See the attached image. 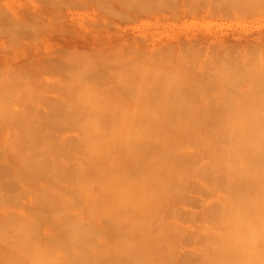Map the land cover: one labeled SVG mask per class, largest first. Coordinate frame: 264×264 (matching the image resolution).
I'll list each match as a JSON object with an SVG mask.
<instances>
[{"label":"rangeland","instance_id":"1","mask_svg":"<svg viewBox=\"0 0 264 264\" xmlns=\"http://www.w3.org/2000/svg\"><path fill=\"white\" fill-rule=\"evenodd\" d=\"M235 1L0 0V116L2 115L0 117V121H2V124H0V255L1 253L3 255L0 257V264H18L19 262V264H30L32 259L34 261L32 264H38L39 261L41 264H48L47 262L50 264H64L69 260L71 263L69 261L66 264H75L78 259L79 263L77 264H82L80 262L85 263L86 260L88 262L92 261L90 264H217L221 259V255L231 250V247L227 245L221 246L223 249L219 250L221 242L218 235L222 232L223 238H225L224 231L226 229L223 226V221H220L221 206L218 205L217 201L213 202V200L215 194L223 193V184L227 183L222 179V176H224L225 170H229V166L223 165V162L229 161L232 163L233 157L231 152L225 155L228 145L225 142H217L216 137L218 134L215 135V133L217 128L221 126L219 125L221 121L224 125L227 124L226 127H229L228 125L232 126V115V118L235 119L233 122H236L241 128L244 123L246 125V121L248 123L250 120L246 115L249 110L242 107L249 106L252 102L256 105L258 100L255 102L254 98V100H250L249 104L248 99L243 101L239 97L245 98L249 94V96L255 97L252 95L253 93L256 96L264 93V88L261 85L264 83V72L261 76V78L263 77L262 79H259V75L255 74L256 72H250L254 62L257 64L262 59L264 60V46L262 47L264 40L255 42H262L260 46L254 43H248L247 46L242 42V45L239 44L240 41L236 43V40L230 39L234 43L232 45L231 43H226L225 46V42L217 44L218 42L211 39L210 43L213 42L214 44L212 43L210 46H208V43L202 44L203 47L200 45L201 43L195 45L194 41L190 43V46L187 41L183 40L182 43L179 41L182 44H180L179 49L176 47L179 42L175 39L186 33L206 34L209 36L220 35L219 37L227 34L231 38L237 37V35H256V31L262 33L264 31V0H251V3L249 2L250 0ZM46 3L56 7L47 9V6L46 9L42 8L43 10L45 9L43 11L40 8L41 6L44 7ZM171 45L174 46L173 49ZM150 47L155 49L154 54L149 55L150 53L147 50ZM162 49L164 50L161 51ZM157 50L159 52L156 53ZM168 50L169 52H167ZM222 61L228 62L225 64ZM262 61L261 63L264 66ZM215 62L218 65L214 66ZM262 65L257 64V67ZM246 68L249 69L247 70ZM200 69H203V71ZM256 69L255 71H258ZM246 70L249 72L248 74ZM103 80H111L112 82H108L114 86L120 83L121 87L123 86L122 82L126 81L127 85L124 86L132 88L131 90L125 88L126 91L122 88V90L124 89L123 93L121 88L119 89L117 86L122 93L120 94L119 92L118 94L117 87H114V90L108 88L110 86L109 83L104 81L108 84L105 87ZM115 80H119L117 84H115L117 82ZM121 80L122 82H120ZM146 82L147 87L145 86ZM224 83H226V87L221 91L220 89L225 86ZM220 84L223 85L220 87ZM258 84L259 87L261 85V91L256 90ZM152 85L156 89L159 88V91L163 88L164 91L160 92L162 94L158 92L159 95L154 88L150 92ZM203 87H206V89H202ZM208 87L211 88V91ZM133 88L135 89L133 90ZM249 88L256 89L251 90L247 94ZM103 89L108 91H105L106 93H111L112 98L110 94L105 95L106 93L102 92ZM136 90L137 94L135 96L134 94L132 95L131 93ZM169 90H171V93ZM96 91L98 93L102 92L104 94L102 95L105 98L107 97V100L119 98V103L121 102L124 108L119 107V105L118 107L115 105L116 108H114V104L111 103L112 100L110 99L113 109L105 107L106 113L100 117L97 121L98 124L89 132L95 134L104 132L103 134L109 135L110 133L111 135L109 138L108 135H101L103 137L100 138V142H106L105 144L107 145H104L105 149L100 142L97 145L104 149V154L102 158H98L95 155L96 160L92 163L93 167L90 168L86 163L85 170L83 166L79 165L82 161L80 160L79 162L77 156L79 153V157L82 155V159H84L83 157L86 154L83 155L82 153L86 152L85 150L82 152V149L86 147V144L83 145V147L85 146L84 148H80L82 146L76 140V134L78 133H76V129L86 126L88 117L98 108H101L97 105L94 98L98 99L102 95L99 93V96H97ZM190 91H193V95L198 93L195 95L199 96V98L194 96V99L191 94H188ZM125 92L127 96H123ZM141 93L144 94L143 98L145 99L143 101L140 97L142 103L138 102L140 101L139 98L137 99ZM153 93L154 95L156 93L159 97L154 96ZM174 94L176 95L174 96ZM119 95H122V97ZM162 96L166 97L167 100ZM170 96H174V100ZM259 96L256 98L259 99L258 103L261 110L259 109L260 107L257 109L259 104L256 107L252 104V110L254 112V109H257V112L255 111L257 115L253 112L255 116L247 113L253 119L258 117L259 120L264 121V116L262 118V115H264V102L262 103L263 105L260 103L264 95L261 101V96L260 98ZM190 97L192 98L191 100ZM187 98L188 102L186 103ZM170 99L172 100L170 101ZM226 99H229V101ZM135 100L140 105L148 100L147 103H144L147 104L144 105L147 107L140 109L142 105L136 104ZM162 100H165V103ZM221 100H223V104ZM99 101H103V105L104 99H99ZM160 101L161 105L159 104ZM133 102L137 105V110L140 109L143 115L138 111L139 114L138 112L134 114L138 119L135 117V121L133 117V121H128L127 117L130 119V116H132L130 115L131 112L133 114L134 109H136L133 106ZM177 102L179 104H176ZM237 102H239V106ZM185 103L188 105H185ZM209 103L211 104L209 105ZM111 104H108L107 107ZM174 105L184 106V108L175 106L176 116L182 119V122L174 121L177 117L173 116V112H166L167 108L174 109ZM185 106H189L187 107L189 110ZM225 106L234 107V109L227 107L226 111L229 112V115L227 112L226 114L223 113L225 112L223 110ZM240 106L245 115L241 111ZM238 108H240V111H238ZM219 112H221L222 117L217 116ZM230 112H233V114ZM258 112L259 115L262 112V115L258 116ZM38 113L47 118L39 115L41 118L38 117V121L40 119L41 122L36 121L37 119L34 120L35 118L32 116L38 115ZM235 113L236 115H234ZM237 113L241 114L237 115ZM25 114H30L31 122L32 118L36 122L28 124L29 122H26L28 120H25L23 116ZM79 114L84 116L79 117ZM212 114L216 115L213 116ZM112 115L118 120L114 121ZM224 115L225 117H223ZM226 115L228 116L226 117ZM3 116H5L4 120L9 119L5 120L6 123H3ZM209 116L212 121H210ZM215 116L220 120L217 122L218 118H216L215 121L217 123L212 118ZM119 117H121V122H118ZM143 117H152L154 124L148 125L149 120L142 122L144 121ZM15 118L17 121H13ZM43 118L44 121L42 120ZM188 118L191 120L189 119L188 121ZM197 118L198 120L201 119L198 124ZM221 118L224 120H221ZM172 119L173 123H170L171 121L169 123L172 126L174 125L172 129L175 128V130V126H180L178 131L173 132L172 126L168 124L167 121ZM192 119H194V123L191 122ZM203 119H205L204 123L202 122ZM253 119H251L252 123L249 121L251 125H255L257 123L254 122H258L260 124L257 127L262 126L263 121L260 122L258 119L254 121ZM21 120H24L25 123H22ZM223 124L222 126H224ZM249 125L248 127L251 126ZM243 128L241 131L244 132L246 129ZM159 129H164L165 132L163 130L159 133ZM141 130H143V133H137V131ZM174 135L178 137L175 143L170 139ZM214 135L215 137H213ZM143 136H146L148 140L140 141V137ZM62 137L64 141L66 140L65 138L70 139L72 137L73 142L71 143L75 141L74 144L78 143L77 147L72 146L74 144L70 143L71 139L69 141L66 140L70 143L71 148L67 145L69 143L62 145ZM126 137H133L134 141L129 146V150L124 153L126 145L121 139ZM60 138L62 139L60 140ZM81 141L84 143L88 142L83 139ZM112 141H114V144H112ZM142 142L155 144L156 147L158 144H163L170 148V152L168 155L161 152V156H158L159 152L155 154L157 150L155 152L150 151L151 154L149 156L142 158L141 153L144 149L142 148ZM61 145V150L65 147L64 145H66L65 148H70V150L66 149L67 153L63 152L65 148L61 151L59 148ZM74 147H79L78 151ZM51 148L53 152L56 151V154L59 153L60 156H58L59 154L56 156L54 153L50 155L49 151ZM54 148L57 149L54 150ZM71 149L77 151L75 152L76 155ZM58 150L60 151L57 152ZM179 150L188 151L191 158L189 154L188 156L177 157L175 153ZM62 152L66 155L63 156ZM68 152L73 156L71 154L70 156ZM53 154L55 157L52 156ZM67 155L69 158H66ZM119 155L122 158L119 159ZM44 157H46V160ZM48 157L52 158L49 159ZM71 157H75L78 162ZM216 157L218 160L214 159ZM51 160L54 162L52 163ZM49 161H51L53 168L50 166ZM68 162L69 164H67ZM187 162L188 165L186 164ZM62 163L63 165L66 164L67 168L64 166L62 168ZM55 167L57 169H54ZM59 168L61 169L59 170ZM79 168L80 172L78 171ZM188 169H191V172ZM183 171H185L184 174ZM143 175L147 177L156 175L153 182L154 186L152 184L148 188V194L151 193L150 195H147V193L138 195L137 190H134L139 188L141 182L145 183L142 180ZM159 179L161 180L160 182L158 181ZM162 181L163 185L166 184L165 189L161 188ZM159 183L160 186H158ZM125 184L127 187H122ZM111 187L117 190H113ZM101 188H104L107 193L108 190H112L107 195L104 192V196L100 192ZM158 188L161 189L159 193L157 192ZM124 189L128 193L130 192L129 203L136 209L137 206H141L139 213L134 212L132 214L131 211V214L124 215L125 212H123L122 206L120 208L123 211L122 214L120 213L118 206L125 204L127 200L125 201L124 199L128 197H125L127 193L124 194L126 192ZM64 190L66 193L62 192ZM69 190L74 191L73 194H69ZM46 195H48L49 199L46 200L50 201V204L57 200V202L60 201V203H57L58 205L56 204L58 207L56 205V208L53 206L55 211H52V206L50 207L47 202L45 203L48 206L45 207L43 201H45L44 196L46 198ZM40 196L43 198L42 202L44 204H42ZM89 196H91L90 203H92L89 204L90 207L87 205L89 202L87 204L84 202V198L87 200ZM75 198L79 200L76 201ZM122 198L124 202L122 201L123 203L121 204L118 201ZM142 200L147 205H150L148 212L143 211ZM115 202L119 204L116 206L118 207L117 210H119L116 213L119 216L113 217L112 215L113 218H111L114 220L112 222L111 218L107 217L106 214L109 213V206ZM60 205L65 208L60 207ZM77 206L78 209H75L74 207ZM126 206L128 207L127 203ZM111 207L110 211L113 208ZM59 208L64 209V213L69 209V212H66L67 214L65 215L62 209L59 210ZM71 209L72 213H70ZM54 212H57L58 218ZM60 212L62 213V219L60 218ZM76 212L80 220L76 215H71L76 214ZM116 213L114 215H117ZM109 214L112 213L110 212ZM120 214L123 217H120ZM63 219L64 221L66 220L67 225H65V222L62 223ZM69 223L72 226L74 224V226L72 227ZM66 229H68L66 231L67 234H65ZM91 237L93 238L91 239ZM129 237L132 239H129ZM16 238L19 240L24 239L25 241H19ZM67 238L71 240H66ZM43 239L44 241H41ZM126 239L135 240L139 245L135 241V243L133 241H130V243ZM154 240L157 241L155 244L152 243ZM72 241L74 245L73 243L71 244ZM125 241L126 245H128L127 249L123 248L126 246L124 245ZM20 242L25 244L20 246ZM39 242H42L41 246L44 248L40 247ZM133 244L134 246L136 244V246L134 247ZM15 245H19L18 247L24 248V250L18 247L17 250H14ZM81 245L83 248L87 246L85 248L87 252L80 247ZM64 246L66 247L64 248ZM32 247L40 251L39 256L36 255L39 252L32 249ZM74 247L76 248L75 253L79 250L77 254L79 252L82 254L79 253V256L76 254L73 256L74 253L71 252L73 253L71 254L73 258H78L76 261L74 260L75 262L72 261L73 258L72 260L69 259L71 257L70 254L67 255L68 257L65 256V252L69 248V251L73 250ZM89 247H91L92 252ZM27 249L29 250L27 251ZM49 249L53 250L51 251L52 253H50ZM121 249L124 251H120ZM61 250L63 257L67 259L62 258V254L60 256L58 251ZM125 250H127L125 255H128V257L123 256L124 254H119L116 261L115 256L117 255H113L112 251L114 254H118V252L123 253ZM191 250L195 251V253ZM23 251H26L27 255L29 253L31 255L26 257ZM82 251L86 252L87 255L84 252L82 253ZM99 251H101V254ZM83 254L84 257L82 258L85 261L81 260L80 257ZM110 254L113 255L115 263L112 262L113 257ZM108 255L110 256L106 257ZM8 256L10 260H8ZM92 256L94 262L91 260ZM104 257L112 258V261L106 260ZM49 259H52V261H49ZM14 261L18 262L15 263ZM231 262L233 263V261ZM227 263L229 264L230 262L227 261ZM234 263L236 264V261ZM247 263L250 264L249 262Z\"/></svg>","mask_w":264,"mask_h":264},{"label":"bare ground","instance_id":"2","mask_svg":"<svg viewBox=\"0 0 264 264\" xmlns=\"http://www.w3.org/2000/svg\"><path fill=\"white\" fill-rule=\"evenodd\" d=\"M229 1H231V0H229ZM234 1V0H233ZM237 1V0H236ZM235 1V2H236ZM238 2V1H237ZM250 3H251V0L249 1ZM55 3H57V2H55ZM52 4V3H51ZM44 5V4H43ZM53 5H55L54 3H53ZM57 5V4H56ZM254 5V4H253ZM257 5H259V4H257ZM257 5H255V6H257ZM48 6V7H47ZM260 6V5H259ZM46 7H47V9H53V8H55L56 6H50V5H47V3H46V5H44V7L43 6H41V8L40 9H42V8H45L46 9ZM52 7V8H51ZM261 7V6H260ZM256 8V7H255ZM39 9V8H38ZM37 9V10H38ZM39 9V10H40ZM44 9V10H45ZM43 10V9H42ZM43 10V11H44ZM41 11V10H40ZM49 11V10H48ZM264 32V31H263ZM258 33L257 31H256V35H253V34H246V35H244V36H238L237 35V37H230L229 35H224V36H222V37H219V36H209V35H206V34H192V33H186V34H183V35H180L178 38H176L175 40L176 41H180L181 43L183 42V40L184 41H187L188 43H189V45H190V43H192L193 41V43L196 45H198V44H200L202 47H203V45L204 44H209L208 46H210L213 42H211L210 43V41H212L213 39L216 41V42H218L217 44H219V43H223V42H225V46H226V43H231V45H232V43H234V41H231L230 39H233V40H236V43H237V41H240V43L239 44H241V42L242 43H244V44H250V43H254V44H258V46H260L261 45V43L259 42V43H255V42H258V41H263L264 40V33ZM250 33V32H249ZM254 33V32H253ZM213 34V33H212ZM215 35V34H214ZM232 36V35H231ZM212 39V40H211ZM214 41V42H215ZM227 41H231V42H227ZM179 42V44L176 46V43H175V46L177 47V48H179L180 49V47L179 46H181L182 44ZM186 42V43H187ZM215 42V43H216ZM187 43V44H188ZM264 43V42H263ZM181 44V45H180ZM203 44V45H202ZM214 44V43H213ZM243 44V45H244ZM184 45H185V43H184ZM224 45V44H223ZM242 45V44H241ZM251 45H253V44H251ZM172 47V49H173V45H171ZM191 46V45H190ZM193 46V45H192ZM206 47H208L207 45H205ZM230 46V45H229ZM248 46V45H247ZM257 46V45H256ZM264 46V44L262 45V47ZM261 47V48H262ZM169 48V47H168ZM226 49V48H225ZM164 49H162L161 51H163ZM263 50V49H262ZM150 54L149 55H151V54H154V52H155V49L153 48V47H150L148 50H147ZM166 51V50H165ZM173 51V50H172ZM264 51V50H263ZM157 52H159V50H157L156 51V53ZM167 52H169V50L167 51ZM166 54V53H165ZM150 57V56H149ZM229 59V58H228ZM231 59V58H230ZM232 60V59H231ZM263 60V59H262ZM261 60V61H262ZM261 61L259 62V63H257L258 65H262L263 63H261ZM221 62V61H220ZM222 62H224V61H222ZM228 62V61H227ZM227 62H224L225 64L227 63ZM229 62H230V60H229ZM234 62H236V61H234ZM254 62V61H253ZM262 62H264V60L262 61ZM232 63V62H231ZM261 63V64H260ZM257 64H255V62H254V64H253V66H252V70L250 69V72L251 73H254V72H256L255 74H258L259 76V79L261 78V76L263 75V72H264V66L262 65V66H259V67H257ZM216 65H218V63L216 64V62H215V64H214V66H216ZM224 65V64H223ZM256 65V66H255ZM203 66V65H202ZM206 66V65H205ZM213 66V65H212ZM213 66V67H214ZM251 66V65H250ZM250 66H249V68H250ZM204 67V66H203ZM202 67V68H203ZM212 67V68H213ZM218 67V66H217ZM248 67V66H247ZM254 67H255V69L256 68H259V69H256V70H260V72H258V71H255V69H254ZM208 68V67H207ZM219 68H221V67H219ZM245 68V67H244ZM248 68V69H249ZM263 68V69H262ZM204 69V68H203ZM203 69L201 70V71H203ZM247 69V68H246ZM247 69V70H248ZM246 70V72H247V74L249 73L248 71ZM261 70H262V74H261ZM213 71V70H212ZM243 72V71H242ZM241 72V73H242ZM244 72H245V70H244ZM244 72H243V74H244ZM250 73V74H251ZM246 74V73H245ZM255 74H252L253 76L255 75ZM261 74V75H260ZM256 76V75H255ZM257 77V76H256ZM263 77H264V75H263ZM262 77V78H263ZM261 78V79H262ZM230 80V79H229ZM106 82L107 80H103V82ZM108 81H111V80H108ZM107 81V82H108ZM117 80H115V82H116ZM119 81V80H118ZM118 81L115 83V84H117L118 83ZM233 81H235L236 82V80L235 79H233ZM237 81H238V79H237ZM102 82V83H103ZM104 82V84H105V87H106V85H108L107 83H105ZM112 82V81H111ZM120 82H122V80L120 81ZM226 82V81H225ZM260 82V81H259ZM109 83V85H110V82H108ZM125 83V84H124ZM226 83H228V82H226ZM226 83H224V85L225 86H223L222 87V89H220L221 91L223 90V88H225L226 87ZM120 84V83H119ZM119 84H117V86L119 87V89L121 88V90H122V88H126L127 90L129 89V90H131V88L132 87H129V86H127V87H125L124 85H127L126 84V81H124V82H122V87H121V84L119 85ZM129 84V83H128ZM146 84V85H145ZM144 85L147 87V82L145 83ZM221 85H223V84H220L219 86L221 87ZM262 85V88H264L263 86H264V83L263 84H261ZM261 85H260V87H261ZM113 86V87H112ZM117 86H114V85H112V83H111V85L108 87V88H116ZM144 86V88H146ZM151 86V85H150ZM118 87L116 88L117 89V93L119 94V90H118ZM136 87V86H135ZM143 87V86H142ZM141 87V89L143 90V88ZM148 87H149V84H148ZM259 87V84H258V88L256 89V90H258V91H261V89L262 88H260ZM107 88V90H109ZM114 88V89H115ZM153 88H154V90H156L157 91V93L159 92H162V91H164L163 90V88H161V90L159 91V88L158 89H156L155 87H154V85H152V87H150V92L153 90ZM209 88V87H208ZM260 88V89H259ZM111 89V91H113ZM123 89V90H124ZM126 89L124 90V91H126ZM135 88H133V90H134ZM152 89V90H151ZM202 89H206V87L204 88H202ZM210 89V91H211V88H209ZM254 88H252V89H250L249 88V90L247 91V94H248V92H250L251 90H253ZM254 89V90H255ZM100 90V89H99ZM107 90H102V92H104V93H106V92H108ZM122 90V91H123ZM176 90V89H175ZM106 91V92H105ZM110 91V92H111ZM116 91V90H115ZM124 91H123V93H124ZM147 91V90H146ZM171 90H169V92H170ZM207 91H208V89H207ZM264 91V90H263ZM88 92V91H87ZM97 92V91H96ZM96 92H93V93H96ZM102 92H99V93H101L100 95H102L103 93ZM135 92V93H134ZM133 93H131L132 95L134 94V96H135V94H137V90L136 91H134ZM148 92V91H147ZM190 92H192V93H190ZM188 94H191L192 96H193V98H194V96H197V95H195V94H198V93H194V95H193V91H190ZM88 93H90V92H88ZM99 93L97 92V96H99ZM129 93V92H128ZM158 93V94H159ZM171 93V92H170ZM169 93V94H170ZM208 93V92H207ZM224 93V92H223ZM225 93H226V91H225ZM243 93V92H242ZM107 94H110V97L112 96L111 95V93H106L105 95H107ZM120 94H122L121 92H120ZM141 94H143V93H141ZM140 94V95H141ZM146 95H147V93H145ZM160 94H162V93H160ZM159 94V95H160ZM187 94V93H186ZM222 94V93H221ZM261 94V93H260ZM263 95H264V93H262ZM261 94V95H262ZM104 95V94H103ZM99 96V98L97 99V98H94V100H95V102H97V105L99 106V107H101V108H98L92 115H90L89 117H88V123H87V125L86 126H83V127H79V129H76L77 131H76V136H77V142L79 143V145L81 144V146L82 147H80V148H84L83 147V145H85L86 144V147L84 148V149H82V152H83V150H85V152L86 153H82L83 155L84 154H86V155H84V159H82V155L79 157V153H78V160H79V162H80V160L82 161V162H80V166H83L84 167V169L86 170V163L88 164L87 166H89L90 168H92L93 167V164L92 163H94L95 162V155L98 157V158H102V156H103V154H104V149H105V146L107 145V144H105V143H103V142H100V138L101 137H103V136H101L103 133H100V132H98V134H95V133H89L90 131H91V129L94 127V126H96L97 124H98V120L100 119V117L101 116H103L105 113H106V109H105V107L106 108H112L113 109V105L112 104H114V108H116V106L118 107V105H119V107H123L124 108V106H122L121 105V102L119 103V101L120 100H118L119 98H117L116 100H118V101H116L115 99L114 100H112L110 97V99L112 100L111 101V103H110V99H106L105 98V96ZM127 96V93L125 92V94L123 95V96ZM138 96L137 97V99L139 98V100H140V97H141V100H145L144 98H143V96H144V94L142 95V96ZM153 95H154V93H153ZM155 95H156V97H159V96H157V94L155 93ZM154 95V96H155ZM164 95V94H163ZM176 94H174V96H175ZM232 95V94H231ZM250 95V94H249ZM246 96V97H248V98H244V97H239L240 98V100L242 99L243 101H246V99H248L247 101H249L248 103L250 104V102L252 101V100H254V98H255V102L258 100L259 101V99H257L256 97H258L259 96V94H257V96L255 95V93H253L252 95H254L255 97H251V96ZM260 95V96H261ZM262 95V96H263ZM114 96H116V94H114ZM120 97H122V95H119ZM150 96H151V94H150ZM165 96V95H164ZM164 96H162L165 100H167L166 99V97H164ZM174 96H170V97H172V99H173V97ZM217 96V95H216ZM260 96H259V98H260ZM262 96H261V99H260V101L262 100ZM117 97V96H116ZM116 97H114V98H116ZM168 97V96H167ZM169 97V98H170ZM264 97V96H263ZM104 99V103H103V105H105V106H103L102 105V102L103 101H99V99H101V100H103ZM143 98V99H142ZM189 98V97H188ZM188 98H187V101H186V103L188 102ZM196 98H199V96H197ZM223 98H224V96H223ZM249 98H252V99H249ZM128 99V98H127ZM157 99V98H156ZM172 99H170V101L172 100ZM192 98L190 97V100H191ZM195 99V98H194ZM193 99V100H194ZM232 99H233V96H232ZM107 100V101H106ZM138 101V102H141L142 103V101ZM152 100H153V98H152ZM151 100V101H152ZM158 100V99H157ZM165 100H162V101H164V103H165ZM174 100V99H173ZM178 100H179V98H178ZM227 100V99H226ZM234 100V99H233ZM251 100V101H250ZM109 101V102H108ZM136 101V100H135ZM196 101V100H195ZM198 101H199V99H198ZM227 101H229V99L227 100ZM258 101H257V104H259L258 103ZM113 102H118L117 104L116 103H113ZM137 102V101H136ZM136 103V104H139L140 105V103ZM148 102V100L147 101H145L144 103H147ZM189 102H191V101H189ZM231 102V101H230ZM240 102H242V101H240ZM264 102V98H263V100L260 102L261 104ZM134 103V102H133ZM141 104L140 106L142 107V108H140V109H144V107L146 108L147 106H144V105H147V104ZM164 103H162L163 105H164ZM185 103V105H188V104H186ZM221 103L223 104V100H221ZM221 103H220V105H221ZM233 103V102H232ZM108 104H111L109 107H107L108 106ZM135 103L133 104V106H137ZM160 105H161V101H160V103H159ZM176 104H179L178 102L176 103ZM190 104V103H189ZM211 103H209V105H210ZM226 104V103H225ZM224 104V105H225ZM228 104V103H227ZM237 104H238V106H239V102H237ZM252 104H253V106H257V104L256 105H254L255 103H251L249 106H247L246 105V107H242V108H246V110H249V111H247L249 114H251L252 116L254 115V114H256L257 115V113H255V111L258 109V107H260V104L257 106V109L255 110L254 109V112H253V106H252ZM264 104V103H263ZM262 104V105H263ZM116 105V106H115ZM121 105V106H120ZM148 105H149V103H148ZM151 105H153V104H151ZM150 105V106H151ZM242 105V104H241ZM140 106H138V107H140ZM175 106L177 107L178 105H174L173 107H174V109H171V108H167L168 110L166 111V112H173L174 113V115L173 116H176V111H175ZM180 106V108L181 107H183L184 108V106H181V105H179ZM179 106H178V108H179ZM223 106V105H222ZM232 106V105H231ZM231 106H225V108L223 109V110H225V112H223V113H225L226 114V109H227V107H230V108H232V109H234V107H231ZM233 106H234V103H233ZM237 106V105H236ZM243 106V105H242ZM187 107H189V106H185V108H187ZM248 107V108H247ZM250 107H251V110H250ZM264 107V106H263ZM152 108V107H151ZM230 108H228L229 110H232V109H230ZM240 108H241V106H240ZM240 108H238L239 110L238 111H240ZM242 108H241V111H242ZM118 109V108H117ZM134 109V108H133ZM133 109H132V111H133ZM138 108L136 107V109H134V111H133V114H132V112H131V114L130 115H132V116H130V119H129V117H127L128 118V121H130V120H132L133 121V117H134V119H135V121H136V118H137V116H135L134 114L136 113V112H140L141 110L139 109V110H137ZM150 109V108H149ZM156 109V108H155ZM159 109V108H158ZM188 109V108H187ZM260 110H261V107L259 108ZM121 110H124V109H121ZM173 110V111H172ZM177 110V109H176ZM186 110V109H185ZM184 110V111H185ZM189 110V109H188ZM193 110V109H192ZM223 110H221V111H223ZM245 110V109H244ZM245 110V111H246ZM175 111V112H174ZM180 111H181V109H180ZM182 111H183V109H182ZM250 111H251V113H250ZM124 112V111H123ZM139 112H138V114H139ZM142 112V111H141ZM140 112V113H141ZM178 112V111H177ZM233 112H234V110H233ZM233 112L231 113V114H233ZM243 113H244V111H242ZM241 112V113H242ZM246 112V115H247V117H249L250 118V120H249V118H247V120H249L250 122H251V119H253V118H251V116L248 114ZM254 114H253V113ZM257 112V111H256ZM182 113V112H181ZM221 112H219V114H217V116L219 115V117H222V114H220ZM228 113V115H229V112H227ZM241 113H239V114H241ZM262 112H260V115H262L261 114ZM11 114V113H10ZM180 114V113H179ZM179 114H177L178 116H179ZM238 113H237V115H239ZM6 115V114H5ZM28 116V117H26V116ZM25 115H23L24 117H25V120H28V121H26L28 124H30V123H35L36 121H38V117H39V115H41V117H43L42 116V114L41 113H38V115L36 114L35 116L33 115L32 117L33 118H35L34 120H36L35 122H34V120H33V118H32V122H31V119L29 118V116H30V114L28 115V114H25ZM47 115V114H46ZM123 115H124V113H123ZM125 115H126V112H125ZM141 115H143L142 113H141ZM172 115H170V116H172ZM213 116L214 115H216V114H212ZM212 115H210V116H212ZM221 115V116H220ZM228 115H226V117L228 116ZM234 115H236V113L234 114ZM244 115H245V113H244ZM259 115V112H258V116H260ZM2 116V115H1ZM0 116V117H1ZM7 116V115H6ZM48 116V115H47ZM84 115L83 114H79V117H83ZM113 116V120L115 121V120H118V119H115L116 117L114 116V115H112ZM172 116V117H173ZM210 116H209V119H210ZM217 116H215V117H212L214 120L213 121H215L216 120V118H218ZM233 116V115H232ZM232 116H231V121H232V126L231 125H228L229 127H226L227 126V124L226 125H224L223 123H222V121L219 123V125H221V126H219L218 128H217V130H216V133H215V135L216 134H218L217 135V137H216V140H217V142H219L220 141V143H222V142H225L227 145H228V150H227V152H226V154L225 155H227V154H229V152H231V155H232V157H233V161H232V163L231 162H229V161H224L223 162V165H226V166H229V170L228 171H226L225 170V173H224V176H222V179L224 180V181H226L227 183H225V184H223L224 185V191H223V193L222 194H220V193H218V194H215L214 195V200H213V202H218V205L219 206H221V215H220V221L222 222L223 221V226H224V228L226 229V231H224V236H225V233L229 230V228L231 227V224H230V221H232L233 220V218L234 217H236V216H243L244 218H246V219H249V220H253V221H257V222H259V221H264V127H262L263 125H264V121H263V123L261 124L262 126H258L257 127V125L258 124H260V123H258V122H254V123H257V124H252L251 125V123L248 121V123H247V121H246V125H244L243 124V126H242V128L243 129H246L244 132L243 131H241L242 130V128L241 127H239L237 124H236V122H233V121H235V119H233L232 118ZM255 116V115H254ZM263 116L264 115H262V118H263ZM11 117V116H10ZM31 117V116H30ZM41 117H39V118H41ZM44 117H46V116H44ZM136 117V118H135ZM177 117V116H176ZM176 117H174V118H176ZM223 117H225V115L223 116ZM230 117V116H229ZM228 117V118H229ZM235 117H239V116H235ZM257 117V116H256ZM4 118H5V116H3V123H6L5 122V120H4ZM8 118V117H7ZM28 118V119H27ZM47 118V117H46ZM45 118V119H46ZM120 119H119V121L118 122H121L120 120H121V117H119ZM123 118H125V117H123ZM132 118V119H131ZM142 118V117H141ZM144 118V117H143ZM149 118V119H148ZM145 117L144 118V121H142V122H147L148 120V125H151L153 122H152V120H154V119H151L152 117ZM202 118H204V117H202ZM244 118V117H243ZM255 118V117H254ZM260 118V117H259ZM11 119V118H10ZM21 119H22V117H21ZM24 119V118H23ZM49 119V118H48ZM138 119V118H137ZM146 119V120H145ZM189 119L190 118H188V121H189ZM230 119V118H229ZM229 119H227V120H229ZM256 119V118H255ZM255 119H253L254 121H256L257 119H258V117H257V119L255 120ZM0 120H1V118H0ZM7 120H9V119H7ZM6 120V121H7ZM19 120V119H18ZM30 120V121H29ZM43 121H44V118L42 119ZM71 120H73V119H71ZM139 120H141V119H139ZM138 120V121H139ZM181 121L182 119H180V118H176V120H174V121ZM184 120L185 121H187V119H185L184 118ZM191 120V119H190ZM201 119H199L198 120V118H197V124L198 123H200L201 121H200ZM204 120L205 119H203V123H204ZM221 120H224L223 118H221ZM226 120V119H225ZM237 120H239V118H237ZM252 120V121H253ZM13 121H17L16 120V118H15V120H13ZM22 121V123L24 122V120H21ZM21 121H19V122H21ZM137 121V122H138ZM160 121V120H159ZM169 121H171L170 123H173V119L172 120H168L167 122H168V124H170L169 123ZM184 121V122H185ZM195 121H196V118H195ZM194 121V119H192V121L191 122H195ZM210 121H212V119H210ZM220 120H219V118H218V121L217 122H219ZM258 121H260V122H262L261 120H259L258 119ZM1 123L0 124H2V121H0ZM9 122V121H8ZM7 122V123H8ZM38 122H41L40 121V119H39V121ZM140 122V121H139ZM166 122V123H167ZM182 122V121H181ZM183 122V123H184ZM216 122V121H215ZM216 122V123H217ZM239 122V121H238ZM237 122V123H238ZM245 122V121H244ZM25 123V122H24ZM123 123V122H122ZM130 123V122H129ZM134 123V122H133ZM136 123V122H135ZM182 123V124H183ZM240 123V122H239ZM249 123H250V125H249ZM154 124V123H153ZM152 124V125H153ZM196 124V123H195ZM222 124L224 125V126H222ZM250 126V127H248V125ZM171 125V124H170ZM169 125V126H170ZM235 125H237V126H235ZM256 126V127H254V126ZM172 126V125H171ZM245 126H247L246 128H245ZM253 126V127H252ZM120 127V126H119ZM174 127V125L171 127V129ZM176 127V130H175V128L174 129H172L173 130V132H175V131H178L179 130V128L178 127H180V126H175ZM78 128V127H77ZM164 128V127H163ZM164 130V129H163ZM163 130H161V129H159L158 131H159V133L160 132H162ZM163 132H165V130L163 131ZM181 132H184V131H181ZM137 133H143V130H141V131H137ZM103 135H108V134H103ZM110 133H109V135H108V138L110 137ZM179 135H180V132H179ZM215 135L213 136V137H215ZM161 136V135H160ZM105 137H107V136H105ZM63 138V137H62ZM62 138H60V140L62 139ZM108 138H106L107 140H108ZM66 140H70L71 139V141H70V143L71 142H73L72 140V137L69 139V138H65ZM78 139H80V140H78ZM86 140V141H88L87 143H84L83 141H81V140ZM150 139V138H149ZM172 141H173V143H175V141H177L178 140V137L176 136V135H174V137H171L170 138ZM174 139V140H173ZM58 141H60L59 139H57ZM64 141V138L61 140V142H63V143H61V142H58V143H61L62 145L63 144H67V143H69V142H67V141ZM75 140V139H74ZM105 140V139H104ZM103 140V141H104ZM106 140V141H107ZM148 140V138L146 137V136H143V137H140V141H147ZM101 141H102V139H101ZM121 141H124V143H125V145H126V150H124L123 152L125 153V151H128L129 150V146H131L132 145V143H133V141H134V138L133 137H126V138H124V139H121ZM98 142H100L101 144H103L102 146H104L103 148L101 147V146H98L99 144H98ZM70 143L69 144H67L70 148H71V146H70ZM74 143H75V141H74ZM74 143H71V144H74ZM77 143V144H78ZM143 143V142H142ZM172 143V142H171ZM77 144H74V145H72V146H76ZM98 144V145H97ZM100 144V145H101ZM112 144H114V141H112ZM62 145H61V147H59L60 148V150H61V148H62ZM97 147H96V146ZM152 145V146H151ZM65 147H66V145H64ZM155 146V147H154ZM65 147H63V149L65 148ZM77 147V146H76ZM76 147H74V148H76ZM78 147V148H79ZM108 147V146H107ZM106 147V148H107ZM221 147H223V145H221ZM70 148L69 149H67V148H65V151L63 150V152H66L67 153V150L69 151L70 150ZM78 148H76L75 150H77L78 151ZM142 148H144L143 150H142V153H141V157L142 158H144L145 156L147 157V156H149V154H151V152L152 151H156L155 152V154L157 153V152H159V154H158V156H161L160 154H162L161 152H163V153H167V155L169 154V152H170V148H167L165 145H163V144H158L157 145V147H156V145L154 144H149V143H143V146H142ZM52 149V148H51ZM51 149H50V155L52 154V153H54V154H56V151H54L53 152V149H52V152H51ZM57 148H54V150H56ZM67 149V150H66ZM155 149V150H154ZM60 150H58L57 152H59ZM61 150V151H62ZM74 149L72 150L71 149V151H74V154H75V152H77V151H75ZM80 150V149H79ZM161 150H164V151H161ZM166 150V151H165ZM151 151V152H150ZM199 151V150H198ZM62 152V153H63ZM81 152V151H80ZM153 152V153H154ZM69 153V152H68ZM73 153V152H72ZM52 155V156H54L55 157V155ZM59 153H57L56 154V156L58 155ZM71 153H69V155H70ZM122 154V153H121ZM188 154H189V152L188 151H181V150H179V151H177L176 153H175V155L177 156V157H181V156H188ZM49 155V156H50ZM66 154L65 153H63V156H65ZM72 155V154H71ZM70 155V156H71ZM76 155V154H75ZM190 155V154H189ZM58 156H60V154L58 155ZM73 156V155H72ZM126 156V155H125ZM45 158V160H46V157H44ZM43 158V159H44ZM49 158V157H48ZM52 157H50L49 159H51ZM62 158H65V157H62ZM66 158H69L68 157V155H67V157ZM71 158H73V157H71ZM75 158V157H74ZM74 158H73V160H74ZM81 158V159H80ZM120 158H122V156L121 155H119V159ZM190 158H191V155H190ZM53 159H55V158H53ZM58 159H60V158H58ZM215 160H218V158L216 157V158H214ZM44 160V161H45ZM48 160V159H47ZM70 160H72V159H70ZM70 160H68V161H70ZM75 160L77 161V159L75 158ZM52 161V160H51ZM51 161H49V163L51 162ZM57 161V160H56ZM55 161V163H57ZM58 161H60V160H58ZM63 161H64V159H63ZM190 161V160H189ZM188 161V162H189ZM54 161H52V163H53ZM62 162V161H61ZM64 162H66V161H64ZM63 162V163H64ZM78 162V161H77ZM188 162L186 163L187 165H188ZM63 163H62V168H64V167H66L67 168V166H66V164H64L63 165ZM51 164V163H50ZM67 164H69V162L67 163ZM75 164V163H74ZM46 165H47V162H46ZM55 165V164H54ZM75 165H77V164H75ZM51 167L53 166L52 164L50 165ZM60 166V167H61ZM64 166V167H63ZM69 166V165H68ZM190 166V165H189ZM57 167H58V165H57ZM57 167H55L54 169H57ZM53 168V167H52ZM61 168H59V170H60ZM185 169H186V167H185ZM191 169H193L192 167H191ZM191 169H188V170H190V172H191ZM52 170V169H51ZM62 170H65V169H62ZM50 171V170H49ZM79 172H80V168H79V170H78ZM186 171H187V169H186ZM54 172V171H53ZM62 173H63V171H61ZM60 172V173H61ZM184 172L185 171H183V174H184ZM189 172V171H188ZM55 173V172H54ZM53 173V174H54ZM65 176V175H64ZM67 176V175H66ZM155 176L156 175H149L148 177L145 175H143V178H142V180H144L145 181V183H140L139 185V188L138 189H134V188H132V189H134V190H137V194L138 195H141V194H144L145 195V193H147V195H150V194H148V188L149 187H151L152 186V184H153V182H154V180H155ZM78 177V176H77ZM180 177V176H179ZM178 177V178H179ZM46 178H48V177H46ZM183 178H184V176H183ZM68 179V178H67ZM182 179V178H181ZM48 180V179H47ZM75 180V179H74ZM78 180V179H77ZM184 180V179H183ZM159 182L161 181L160 179L158 180ZM180 182H181V180H180ZM179 182V183H180ZM162 187L161 188H166V184L165 185H163V181H162ZM67 185V184H66ZM70 185H71V183H70ZM103 185H105V184H103ZM158 185V184H157ZM153 186H154V184H153ZM158 186H160V183H159V185ZM65 187H67V186H65ZM122 187H127V185L125 184V186H122ZM135 187H137L136 185H135ZM112 188V187H111ZM113 190H117L116 188H112ZM112 189H110V190H108V193H109V191H111ZM131 189V190H132ZM66 190V189H65ZM62 191V192H64V193H66V191ZM118 190H119V188H118ZM161 189H157V192L159 193V191H160ZM70 191V190H69ZM76 191H77V189H76ZM75 191V192H76ZM120 191V190H119ZM124 191H126V192H124V194H126L127 193V195L125 196V197H127V199H124L125 201H126V203L128 204V207L126 206V203L125 204H123V205H119L118 204V202H121V204L124 202V200H123V198L120 200V201H118V202H115L114 204H111L110 206H109V210H108V212L110 213H112V214H109V213H107L106 214V216L107 217H112V215H113V217L115 216V217H118L119 215H118V213H116V212H119V210L121 211L120 213L122 214V211L123 212H125V214L124 215H126V214H131V211H132V214L135 212V213H139V211L141 210V206H137V209H136V207H134L133 205H131L130 203H129V201L128 200H130V192L128 193V191L126 190V189H124ZM147 191V192H146ZM73 192L74 191H70L69 192V194L70 193H72L73 194ZM100 192H101V194H103L104 192H105V189L104 188H101V190H100ZM107 192H105V194L107 195L108 194ZM155 193V192H154ZM104 195V194H103ZM43 196V195H42ZM105 196V195H104ZM103 196V197H104ZM79 197V196H78ZM40 198H41V202H42V200H43V198L40 196ZM88 199L87 200H89V201H87L86 200V198H84L85 200H84V202H86L85 204H87L88 202V206H89V204H92V203H90V198H91V196H89V197H87ZM46 199H48V195H46V198H45V196H44V200L45 201H43L44 203L45 202H47V203H49V205H50V207L52 206V208H53V210L52 211H55L54 210V207L56 208V206L58 205L57 203H60V201L59 202H53V201H51V202H53V203H51L50 204V201H47ZM49 200V199H48ZM75 200L76 201H78L79 199H77V198H75ZM39 201V200H38ZM83 201V200H82ZM81 201V202H82ZM123 201V202H122ZM42 202V204H44ZM47 203H45V207L46 206H48V205H46ZM65 204H66V202H64ZM64 203H63V205H64ZM83 203V202H82ZM57 204V205H56ZM69 204V203H68ZM56 205V206H55ZM63 205H60V207H64ZM67 205V204H66ZM74 205V204H73ZM87 205H85V206H87ZM114 205V206H113ZM119 205V206H118ZM125 205V206H124ZM130 205V206H129ZM141 205H142V208H143V211H145V212H148L149 210L148 209H150L149 208V206L150 205H147L146 204V202L144 201V200H142V203H141ZM35 206V205H34ZM39 206V205H38ZM54 206V207H53ZM79 206H81V205H79ZM84 206V207H85ZM113 208H112V207ZM116 206H118L119 208H120V206H122L121 208L123 209V210H121V208L119 209V210H117V208L118 207H116ZM43 207V206H42ZM58 207V206H57ZM68 207V206H67ZM90 207V206H89ZM91 207H92V205H91ZM110 207L112 208V210L110 211ZM115 207V208H114ZM125 207V208H124ZM65 208V207H64ZM69 208V207H68ZM73 208V207H72ZM75 209L77 208L78 209V206L77 207H74ZM60 209H62V208H59V210ZM89 209V208H88ZM126 209V210H125ZM37 210V209H36ZM35 210V211H36ZM59 210H58V212H59ZM64 209H62V211H63ZM66 210V209H65ZM115 210V211H114ZM40 211H42V210H40ZM39 211V212H40ZM77 211V210H76ZM137 211V212H136ZM43 212H44V210H43ZM48 212V211H47ZM66 212H69V209H68V211H66ZM64 213V211H63V214H67V213ZM117 214V215H114L115 213ZM54 213H56L57 214V212H54ZM70 213H72V209L70 210ZM41 214V213H40ZM47 214V213H46ZM51 214H52V212H51ZM56 214H54L55 216H56ZM120 214V217L122 216ZM39 215V214H38ZM71 215H78V213L76 212V214L74 213V214H71ZM108 215H111V216H108ZM52 216H53V214H52ZM55 216H54V218H55ZM61 216H62V213L60 212V218H61ZM105 216V217H106ZM59 216H58V214H57V218H58ZM78 217V216H77ZM112 217V218H113ZM123 217V216H122ZM48 218V217H47ZM49 218H52V217H49ZM64 218V217H63ZM67 218V217H66ZM75 218V217H74ZM109 218V219H110ZM112 218L110 219V220H112ZM62 219V218H61ZM68 219H69V217H68ZM67 219V220H68ZM78 219L80 220V218L78 217ZM108 219V221H110ZM50 220V219H49ZM60 220V219H59ZM73 220H76V219H73ZM100 220H103V219H100ZM51 221V220H50ZM56 221V220H55ZM66 221V220H65ZM64 221V219H63V221H62V223L63 222H65ZM71 221H72V218H71ZM70 220H69V222H71ZM114 220H112V222H113ZM81 222V221H80ZM79 222V223H80ZM51 223H53V222H51ZM55 223V222H54ZM53 223V224H54ZM57 223V222H56ZM60 223H61V220H60ZM66 223V222H65ZM78 223V224H79ZM83 223V222H82ZM88 223H90V222H88ZM59 224V223H58ZM69 224H71V223H69ZM68 224V225H69ZM60 225V224H59ZM65 225H67V223L65 224ZM80 225V224H79ZM84 225V224H83ZM54 226V225H53ZM71 226H72V224H71ZM73 226H74V224H73ZM72 226V227H73ZM87 226V225H86ZM66 227V226H65ZM81 227V226H80ZM17 228V227H16ZM18 229V228H17ZM71 229V228H70ZM76 229V228H75ZM23 230V229H22ZM55 230H56V226H55ZM62 230V229H61ZM68 229H66L65 230V232L67 231ZM16 231V230H15ZM77 232H78V230H76ZM17 232V231H16ZM22 232V231H21ZM49 232V231H48ZM53 232V231H52ZM62 232V231H61ZM76 232V233H77ZM79 233V232H78ZM20 234V233H19ZM57 235H58V233H56ZM59 234H60V231H59ZM65 234H67V232L65 233ZM92 234V233H91ZM15 235V234H14ZM16 235H17V233H16ZM26 235V234H25ZM30 235V234H29ZM32 235V234H31ZM53 235V234H52ZM57 235H55V236H57ZM89 235V234H88ZM28 236V235H27ZM50 236V235H49ZM64 236H67V235H64ZM83 236V235H82ZM92 236V235H91ZM219 237H220V242H221V244L219 245V250H222L223 248L221 247V246H224V245H227V246H230L231 247V250L230 251H228V252H225V253H223L222 255H221V259H220V261H218V263L217 264H228L227 263V261L228 262H230L229 264H231L232 262L231 261H233V263L236 261V264L238 263V264H248L247 262H249L250 264H264V233H262L261 235H260V238L258 239V242H257V244H256V246H255V248H251L250 246H248V245H241V244H238V243H235V242H233V241H231V240H228V239H226V238H223V233L222 232H220L219 233V235H218ZM33 237V236H32ZM39 237V236H38ZM53 237H54V235H53ZM61 237V236H60ZM42 238H44V237H42ZM50 238V237H49ZM55 238V237H54ZM53 238V239H54ZM57 238H59L58 236H57ZM64 238V237H63ZM74 238V237H73ZM93 237H91V239H92ZM17 239V238H16ZM39 239H41V238H39ZM75 239H76V237H75ZM129 239H132V238H130L129 237ZM143 239H145V238H143ZM17 240H19V239H17ZM22 241L24 240V239H21ZM21 240H19V241H21ZM58 240V239H57ZM60 240V239H59ZM66 240H71V239H66ZM94 240H95V238H94ZM146 240V239H145ZM13 241V240H12ZM25 241V240H24ZM41 241H44V239L43 240H41ZM61 241V240H60ZM76 241V240H75ZM79 241V240H78ZM126 241H131V240H128V239H126ZM126 241L124 242L125 244L124 245H126L127 243H126ZM133 241V243H135L136 241L135 240H132ZM131 241V242H132ZM135 241V242H134ZM142 241H144V240H142ZM141 241V242H142ZM148 241V240H147ZM155 241V240H154ZM152 241V243L153 244H155L157 241ZM3 242V241H2ZM14 243H15V241H13ZM18 242V241H17ZM55 242V241H54ZM53 242V243H54ZM58 242V241H57ZM85 242V241H84ZM83 242V243H84ZM130 242V243H131ZM146 242V241H145ZM149 242H150V240H149ZM11 243V242H10ZM21 244H22V242H20ZM42 242H39V244H40V247H42L41 244ZM44 243V242H43ZM62 243H63V241H62ZM69 243V242H68ZM73 243V241L71 242V244ZM143 243V242H142ZM21 244H19L20 246H23V244H25V243H23L22 245ZM37 244V243H36ZM80 244H81V242H80ZM97 244V243H96ZM136 244L137 245H139L137 242H136ZM136 244H135V246H136ZM18 245V246H19ZM30 245H34V244H30ZM38 245V244H37ZM37 245H36V247H37ZM55 245H57V244H55ZM68 245V244H67ZM73 245H74V243H73ZM72 245V246H73ZM83 245H85V244H83ZM123 245V244H122ZM129 245H131V244H129ZM18 246H14V250H17L19 247ZM44 246V245H43ZM52 246V245H51ZM70 246V245H69ZM76 246V245H75ZM77 246H78V244H77ZM127 246L128 245H126L125 247H123V248H126L127 249ZM133 246H134V244H133ZM134 246V247H135ZM145 246H147V245H145ZM226 246V247H227ZM16 247V248H15ZM18 247V248H17ZM27 247V246H26ZM59 247H60V245H59ZM66 246H64V248H65ZM80 247H82V245L80 246ZM85 248H87V246H84ZM138 247V246H137ZM142 247H143V244H142ZM28 248V247H27ZM39 248V247H38ZM42 248H44V247H42ZM51 248V247H50ZM68 248V247H67ZM75 248V247H74ZM73 248V250L71 251H69V249L67 250V251H69V252H65L66 253V255L65 256H67V255H69L70 254V258L69 259H71L72 260V258H73V256H75V254L76 255H78L77 254V252L79 251H76V253H75V250H76V248L74 249ZM83 248V247H82ZM85 248H83L84 249V251H86V249ZM91 247H89V249H90ZM108 248H110V247H108ZM122 248V247H121ZM144 248V247H143ZM145 248H147V247H145ZM19 249H22V248H19ZM31 249V248H30ZM32 249H34V250H36L37 251V248L35 249L34 247H32ZM58 249V248H57ZM78 249V248H77ZM80 249V248H79ZM88 249V250H89ZM93 249V248H92ZM95 249V248H94ZM97 249V248H96ZM22 250H24V248L22 249ZM29 249H27V251H28ZM34 250H32V251H34ZM39 250H40V248H39ZM55 250V249H54ZM81 250V249H80ZM91 250V249H90ZM21 251V250H20ZM36 251H34V252H36ZM49 251H50V253H52L51 251H53L52 249L50 250L49 249ZM64 251V250H63ZM84 251H82V253L84 252ZM105 251V250H104ZM104 251H103V253H104ZM114 251V250H113ZM113 251H112V254L113 255H117V256H115V259L119 256V254H124L123 256H127L128 257V255H125L126 254V251L127 250H125V252H123V253H119L118 252V254L117 253H113ZM120 251H124V250H120ZM193 253H195V251H193V250H191ZM190 251V252H191ZM24 252V254H26L25 252L26 251H23ZM37 252H39V253H37L36 255H38V254H40V251H37ZM44 252V251H43ZM48 252V251H47ZM58 252H60V256H61V254H62V258H64V259H67V258H65V257H63V252H62V250L61 251H58ZM62 252V253H61ZM71 252H73V253H71ZM87 252V251H86ZM86 252H84L85 254H86ZM90 252V251H89ZM88 252V253H89ZM91 252H92V250H91ZM100 252V254H101V251H99ZM106 253H107V251H105ZM117 252V251H116ZM6 253V252H5ZM22 253V252H21ZM68 253V254H67ZM102 253V254H103ZM23 254V253H22ZM53 254H55L54 252H53ZM71 254H73V256L71 255ZM81 254V253H80ZM112 254H110V255H112ZM1 255H2V253H1ZM0 255V257H2ZM7 255V254H6ZM5 255V257H7ZM13 255H14V253H13ZM21 255V254H20ZM19 255V257L21 258V256ZM29 255H31L30 253H29ZM29 255H27L26 254V257L27 256H29ZM43 255V254H42ZM82 255V254H81ZM87 255V254H86ZM94 255V254H93ZM110 255H108V256H106V257H109ZM113 255L111 256V257H113ZM10 256V255H9ZM9 256H8V260H10L9 259ZM16 256V255H15ZM39 256V255H38ZM56 256V255H55ZM59 256V255H58ZM79 256V255H78ZM78 256H76V257H78ZM95 256V255H94ZM100 256V255H99ZM25 257V256H24ZM68 257V256H67ZM81 257V260H83V261H85L84 260V258H82V257H84V254H83V256H80ZM89 257H90V255H89ZM110 257V258H111ZM19 258V259H20ZM38 258V257H37ZM58 259H59V257H57ZM62 258H61V260H62ZM93 258V256L91 257V260H93V262H94V259H92ZM105 258V257H104ZM12 259V258H11ZM32 259V258H31ZM30 259V260H31ZM39 259V258H38ZM41 259V258H40ZM48 259V258H47ZM52 259H53V257H52ZM52 259H49V261L51 260L52 261ZM78 259V258H77ZM77 259H75V257L73 258V262H75ZM86 259H87V257H86ZM88 259H90V258H88ZM106 260L107 259H109V258H105ZM112 259V258H111ZM111 259H109L110 261H112L113 263H115L116 261H117V259H116V261H115V259H114V257H113V259L111 260ZM1 260V259H0ZM3 260H4V258H3ZM35 261H36V259H34ZM75 260V261H74ZM63 261V260H62ZM70 261V260H69ZM69 261H66V263H68ZM87 261V260H86ZM86 261H85V263H83V262H80V263H82V264H87V263H89L90 264V262H92V261H90V262H88L87 261V263H86ZM115 261V262H114ZM15 263L16 262H18V261H14ZM23 262H25V261H23ZM30 262H32V263H34V261H33V259H32V261H30ZM43 262V261H42ZM55 262V261H54ZM59 262V261H58ZM20 263V262H19ZM18 263V264H19ZM32 263H30V264H32ZM39 263H40V261H39ZM38 263V264H39ZM45 263H46V261H45ZM48 264H50L49 262H47ZM61 263H63V262H61ZM66 263H64V264H66ZM69 263H71V261L69 262ZM77 263H79V259L77 260V262L75 263V264H77ZM232 263V264H233ZM23 264V263H22ZM26 264V263H25ZM37 264V263H36ZM41 264V263H40ZM56 264V263H55ZM59 264V263H58ZM235 264V263H234Z\"/></svg>","mask_w":264,"mask_h":264},{"label":"clouds","instance_id":"3","mask_svg":"<svg viewBox=\"0 0 264 264\" xmlns=\"http://www.w3.org/2000/svg\"><path fill=\"white\" fill-rule=\"evenodd\" d=\"M231 227L225 233V238L241 245L255 248L260 235L264 233V221H253L236 216L230 221Z\"/></svg>","mask_w":264,"mask_h":264}]
</instances>
